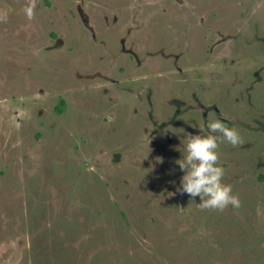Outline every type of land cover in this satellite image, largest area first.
<instances>
[{
  "label": "rangeland",
  "instance_id": "1",
  "mask_svg": "<svg viewBox=\"0 0 264 264\" xmlns=\"http://www.w3.org/2000/svg\"><path fill=\"white\" fill-rule=\"evenodd\" d=\"M35 2L0 0V264H264V0ZM214 100L222 211L176 191Z\"/></svg>",
  "mask_w": 264,
  "mask_h": 264
},
{
  "label": "clouds",
  "instance_id": "2",
  "mask_svg": "<svg viewBox=\"0 0 264 264\" xmlns=\"http://www.w3.org/2000/svg\"><path fill=\"white\" fill-rule=\"evenodd\" d=\"M36 2L29 0L23 8L31 19L35 14ZM220 142L232 146L243 143V138L234 127H228L219 117L202 121L199 131L188 132L183 158L175 161L183 175L176 191L187 194L190 200L199 197V207L224 210L231 205L239 208L241 201L233 193L232 185L225 183V169L218 163Z\"/></svg>",
  "mask_w": 264,
  "mask_h": 264
},
{
  "label": "flooded vegetation",
  "instance_id": "3",
  "mask_svg": "<svg viewBox=\"0 0 264 264\" xmlns=\"http://www.w3.org/2000/svg\"><path fill=\"white\" fill-rule=\"evenodd\" d=\"M171 99H174V98H171ZM218 100H214L213 102H212V104L210 105V107H209V114H208V117H212L213 119H215L216 117H219L228 127H234L235 128V126L237 125V124H239V122H241L242 124H244L245 122L244 121H242V120H236V117H235V120H229L228 118H226V116H221L220 114V109L218 108ZM173 107L172 108H174V107H177V105H172ZM245 115H246V113H244ZM238 115V114H237ZM249 115V118L251 119V120H253V118L255 117L253 114H248ZM232 117L233 116H236V114H232L231 115ZM253 123H254V125H253V127H254V129H253V132H255V131H257L258 129H259V124H256L255 123V121H252ZM227 143V142H226ZM246 159V158H245ZM246 161V160H245ZM242 162H244L243 160H242ZM246 174V173H245ZM261 178V180L262 181H264V176H261L260 177ZM165 194V193H164ZM178 194H179V196L181 197V199L182 198H184V197H187V198H189L188 197V195L187 194H183V193H179L178 192ZM166 195V194H165ZM210 212H212V210H210Z\"/></svg>",
  "mask_w": 264,
  "mask_h": 264
}]
</instances>
